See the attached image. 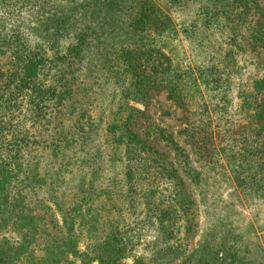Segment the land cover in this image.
<instances>
[{
  "label": "rangeland",
  "instance_id": "rangeland-1",
  "mask_svg": "<svg viewBox=\"0 0 264 264\" xmlns=\"http://www.w3.org/2000/svg\"><path fill=\"white\" fill-rule=\"evenodd\" d=\"M104 1L0 2V71L9 68L7 64L12 58L22 60L28 56L34 57L41 61L40 84L42 88H49L57 83L60 70L66 65L67 48L74 45L72 37L79 36L81 40L88 42L84 57L76 65L80 70L71 90L72 104L65 106V101L64 105L61 102L59 107L53 106L58 112L54 114L51 128L56 137H59L70 136L81 118L98 124L100 131L86 145V151L90 154L98 152L104 175L99 184L108 179L116 180L111 186L112 189L115 188V194L111 195L109 204H102L103 199L99 202L96 196L90 199L89 204H75L80 199L76 193V185L85 170L77 168L80 164H74V172L61 178L59 187L53 192H48L47 185L38 187L39 182L35 180L27 193L26 204H12L13 206L9 205L10 209L18 210L19 214L31 212V223H36L38 217L48 224L52 218L59 222L61 208L66 211L67 217L74 218L76 215L77 219L80 215L77 221L86 223L87 228L82 234H77L80 250L85 246L89 229L88 243L100 236L89 227L91 212L94 219H97L98 226L106 222L118 223L121 236L128 245L124 253L126 264H131L134 259H142L148 264H221L222 250L235 257L234 264H264V188L255 187L245 193L241 191L242 188H236V172L226 164L221 152L222 148L228 150L225 144L229 143V137L223 133L229 127L227 122L235 126L240 123V119L244 120L239 113L240 101L237 94L240 90L248 91L252 81L261 74L250 54L251 49L244 46V50L236 53L235 67L229 70L231 91L226 88L224 101L221 103V89H215L212 83L205 90L199 85L200 82H194V75L188 72L194 70L195 66L217 67L218 73L212 79L221 76V58L228 49L226 42L232 32L246 38L247 30L253 26L252 21H256L259 14L263 16L260 20L264 27V0H249V13L241 18H236L231 9H226L229 5L227 0H220L216 5L214 0H176L174 5H169L166 0H152L160 12L172 20L177 34L155 39L149 35L148 39L143 38L138 44L151 49H156L161 44L165 46L163 50L171 57L176 71L185 73L181 76L177 73L170 80L177 85V93L186 97L182 103L184 101L187 104L189 112L168 100L165 90L152 94L142 104L127 97L128 78L123 75V67L116 57L122 46H134L135 39L130 38L125 30L131 18L136 16L138 7L134 1L127 0L116 7L103 9L101 4ZM57 13L72 16L75 20L69 33L63 32L53 37L51 23L48 22ZM214 13L217 14V22L211 26L208 21ZM111 30L112 33H109ZM218 62L219 66L216 65ZM108 66H112L110 72L104 68ZM208 82L211 83L209 78ZM196 83L204 90L201 89L204 92L202 101ZM21 96L20 100L23 102L15 109L16 116L12 122L23 131L29 130L31 133V123L25 115V96ZM202 105L210 115L205 120L210 123L209 126L204 124L205 131L197 127ZM130 108L144 111V117L138 120L136 127L138 134L147 132L150 140L157 139L156 144H160L156 146L157 150L174 164L185 183L190 204H172L170 186L162 181L156 185L151 197L154 198V204H145V197L140 196L147 189L143 183H138V195H133L131 201L127 194L129 202L127 201L123 148L113 143L111 136L102 135L100 128L116 120L122 124ZM161 131L173 142L171 147L165 145L167 143ZM197 131H203V134L199 136ZM189 133H196V139L206 138V145H193ZM48 135L47 133L45 136L40 131L35 133L34 138L36 141L45 138L49 140ZM175 146L179 151H175ZM96 150L98 151L95 152ZM37 156L41 157L40 154L32 155ZM60 156L65 162L72 159L69 152ZM42 159L48 165L45 170L40 168L44 171L43 177L56 173L52 172L54 162L51 164L47 157ZM54 198L58 203L49 204L48 200ZM124 198L126 203L122 204ZM39 200L43 204H38ZM131 202L133 203L130 204ZM83 206L89 210L81 211L80 207ZM69 207L76 209L68 213ZM157 217L160 219L157 220ZM48 224L40 228H47ZM14 228L19 230L18 227ZM14 230L6 223L1 227L2 234L11 241L19 239ZM41 234L43 231L35 240L28 242L29 252L33 257L40 256L44 250ZM44 235L46 236L45 233Z\"/></svg>",
  "mask_w": 264,
  "mask_h": 264
},
{
  "label": "trees",
  "instance_id": "trees-1",
  "mask_svg": "<svg viewBox=\"0 0 264 264\" xmlns=\"http://www.w3.org/2000/svg\"><path fill=\"white\" fill-rule=\"evenodd\" d=\"M7 1L0 0V2ZM126 1L105 0L101 6L103 9H108ZM132 1L138 7L137 14L128 22L125 33L135 39V43L132 48L122 46L116 57L118 63L123 67V75L128 78L127 97L142 104L152 94L165 90L168 100L174 101L179 107L187 110L185 112H189L187 104H184V101L182 103L186 97L177 93V85L170 80L178 72L172 64L171 57L165 54L163 50L165 46L161 44L158 48L151 49L141 43L138 44L139 40L148 39L149 35L154 37L153 39L175 36L177 32L173 27L172 20L168 15L160 12L152 0ZM175 1L166 0L169 5H174ZM219 1L214 0V4L216 5ZM248 2L249 0H227L229 5L226 9H231L236 18H241L249 13ZM1 4L3 5V3ZM214 9L218 10L219 8ZM66 14L57 13L50 18L48 23H51L50 29L53 31V37L71 31L70 28L75 19ZM216 15L214 13V16L208 21L209 25H216ZM261 17L263 16L259 14L256 21L253 19V26L247 30L246 38L240 37L239 33L235 31L232 32L226 42L228 49L225 51L224 57L221 58V76L212 79L218 73L217 67L195 66L194 70L188 71L194 75V82H200L199 85L203 86L205 90L212 83L215 89H221L222 103L226 88L230 90L229 70L235 67L237 51L244 50V46L251 49L250 54L255 59V66L261 76L252 81L248 91L240 90L237 94L240 101L239 113L242 114L244 120L240 119V123L235 126H232L233 123L227 122L229 127L225 128L223 133L229 137V143L225 144L228 150L221 149L226 164L236 172L234 184L236 188H242L243 193L255 187L264 188V27L260 20ZM109 33H112V30ZM72 38L74 45L67 48L66 65L60 70L57 83L49 88H42L40 84L41 61L34 57L28 56L22 60L12 58L7 64L9 68L0 71V264H126L124 253L128 245L125 244L121 236L118 223L106 222L98 226L97 219H94L91 212L89 227L98 232L100 236L97 240L88 243L91 231L89 229L85 246L82 247L83 250H80L77 234H82L87 229L86 223L77 221L78 217H81L80 215L77 219L75 214H73L74 218L67 217L66 211L61 208L59 215L62 216L59 222L52 218L48 224L38 217L36 223H31L30 221L33 220L31 212L30 214H19L18 210L12 211L9 207L14 204H26L27 193L31 188V183L35 180L39 182L38 187L47 185L48 192H53L56 187H59L60 179L72 174L76 169H74L75 165L79 164L81 166H77V168L84 169L85 173L80 176L76 185V193L80 199L75 204H89L93 196H96L99 202L103 199L102 204H109L111 195L115 194V188L112 189L111 186L116 180L108 179L99 184V181L102 180L101 176L104 177V175L97 154L98 150L95 151L97 153L92 154L86 151L88 149L86 145L100 131L99 125L81 118L77 121L70 136L59 137H56V133L51 128L54 114L58 112L53 106L59 107L61 102L64 105L65 101V106L72 104L70 102L71 90L77 81L75 77L80 70L76 65L84 57L85 47L88 44L85 39L81 40L79 36ZM219 63L216 65L219 66ZM111 67L104 68L110 72ZM178 74L181 76L185 73L179 72ZM208 78L211 83L208 82ZM199 85L197 84V90L202 101L204 90ZM21 94L25 96L24 103L27 109L25 115L30 120L31 133L29 130L23 131L12 122L16 116L15 109L19 108L21 101L23 102L20 100ZM203 107L204 105L200 109L201 114L197 127L205 131L204 124L209 126L210 123L209 121L205 122L209 114ZM128 112L127 118L122 124L116 120L106 127L100 128L102 135L111 136L113 143L119 144L123 148L127 201V194L131 201L133 195H138V183H143L147 189L140 196L145 197V204H154V198L151 197L156 185L162 181L170 186L172 204H190L186 195L185 183L174 164L157 150L156 146L160 145L156 144L157 139L150 140L147 132L138 134L139 131L136 127L138 120L144 117V111L130 108ZM192 116L194 115L192 114ZM40 131L45 136L48 133L49 140L45 138L36 141L35 133ZM186 131L188 132L187 129ZM203 131H197L199 136L203 134ZM190 134L189 137L193 140V145L197 144L202 147L205 144L206 138L196 139V133ZM161 135H164L163 139L167 143L165 145L168 148L171 147L170 144L173 142L168 138L169 136L167 137L164 131H161ZM223 139L226 140L224 137ZM174 149L179 151L176 146ZM64 152L71 153L70 161L65 162L62 159L60 154ZM33 153L40 154L41 157H32ZM228 153L231 154L228 156ZM44 157H47L50 163L54 162V164L51 163L53 165L52 172L56 173H53L52 176L43 177L44 171L40 170V168L45 170L48 166L43 163L42 158ZM123 200L122 204L126 203V199ZM48 201L49 204L57 202L55 198ZM38 204H43L42 200H39ZM75 209L69 207L68 213H72ZM80 209L83 212L89 210L85 206ZM158 219L160 217H157ZM4 223L13 230L16 229L14 227L19 228L17 231L14 230L19 236L18 240L16 238L13 241L6 239V235L1 232ZM47 224V228H40ZM41 231H43L41 237L44 250L40 256L33 257L29 252L28 242L35 240ZM234 262L235 257L233 258L232 254L226 250L221 251V264H234ZM131 264L148 263L142 259H134Z\"/></svg>",
  "mask_w": 264,
  "mask_h": 264
}]
</instances>
